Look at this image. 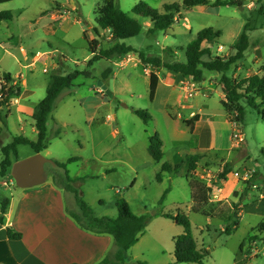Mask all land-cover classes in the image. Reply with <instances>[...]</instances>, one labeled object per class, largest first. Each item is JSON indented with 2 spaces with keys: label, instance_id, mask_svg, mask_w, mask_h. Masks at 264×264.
I'll return each mask as SVG.
<instances>
[{
  "label": "rangeland",
  "instance_id": "1",
  "mask_svg": "<svg viewBox=\"0 0 264 264\" xmlns=\"http://www.w3.org/2000/svg\"><path fill=\"white\" fill-rule=\"evenodd\" d=\"M173 1L181 3L183 0H116L124 12L143 25L140 35L121 43L149 57L160 58L163 63L184 62L187 46L197 34L205 28H214L222 36L212 44H204L203 48H213L212 57L229 58L234 54L233 48L244 25L249 23L250 47L245 58L225 75L241 80L254 74L255 68L260 71L264 67V0H242L243 7L195 8L183 13V19L168 30L155 34H148V23H151L148 18L132 12L140 2L162 12L163 6ZM100 4L101 0H14L0 5V12L10 11L13 14L12 21L0 23L1 79L4 73L21 77L25 81L24 86L21 81L15 85L23 93V103L37 104L46 96L51 75L55 72L62 75L76 71L86 73L78 76L73 88L69 89L76 98L64 100L63 94L57 100L47 126V145L58 162H66L72 157L81 158L69 164L67 172L70 176L84 179L79 185L95 215L116 218L120 199H125L136 214H185L192 223L198 246L210 253L204 264H235L237 249L248 236L243 254L252 255L248 261L250 264H264V232H251L264 218V201L261 199L264 195V120L243 101L247 108L241 127L246 135V145L230 156L221 152L224 158L232 161V166L236 165L234 172L241 180L247 177L245 182L237 184L247 205L243 217L235 215L243 209L241 203L235 204L232 200L228 202L222 198L217 207L203 205V199H216L222 190L218 175L222 172L223 158L206 156L199 161L196 171H190L192 151L189 148L195 145L185 142L189 138V130L179 117L186 119L193 110H201L199 114L205 118L224 121L220 87L222 74L204 70L205 80L198 87L192 85L194 82L191 79L190 83L183 85L179 82L169 85V80L176 76L161 68V85L156 100L151 101L150 75L137 53L89 65L91 52L88 40H99L104 47L112 44L110 33L102 31L96 23V11ZM95 29L99 30V34ZM220 45L225 47L222 53L217 51ZM21 48L32 54L28 61L24 60ZM47 52L55 55L50 63L47 58L52 54ZM209 60V56L203 58L205 62ZM27 64L30 68L24 69ZM45 68L47 73H43ZM107 69L110 72L105 75ZM103 80L107 82L105 85L112 97L105 92L92 91L93 86L101 89L99 83ZM183 86H188L187 92L200 93L186 98ZM134 109L146 110L152 117L151 122L145 124L134 114ZM19 115L26 118L14 106L8 114V121L5 120L6 124L0 120V165L4 159L2 148L15 137L33 138L30 127L24 134L21 132L23 122ZM156 132L164 142L161 163L153 160L148 152L149 140ZM34 154L30 146L22 145L18 147V155H12L11 159L14 164ZM164 162L180 163L181 168L178 173L167 174L163 182H158L156 177ZM11 170L8 178H0L1 201L18 190ZM46 170L47 174L56 171L51 164L46 165ZM250 182L256 187L249 186ZM167 189L169 193L160 204ZM194 189L198 191L196 205L192 200ZM238 195L235 193V196ZM236 208L239 210L236 211ZM229 219L239 223L232 235L222 231L229 225ZM174 227L171 233L163 232L177 236L183 233L182 226ZM250 237L253 238L251 242ZM160 239H155L145 259L140 262L173 263L174 244L164 234Z\"/></svg>",
  "mask_w": 264,
  "mask_h": 264
},
{
  "label": "trees",
  "instance_id": "2",
  "mask_svg": "<svg viewBox=\"0 0 264 264\" xmlns=\"http://www.w3.org/2000/svg\"><path fill=\"white\" fill-rule=\"evenodd\" d=\"M14 0H0V5L9 3ZM242 0H217L211 2V0H183L173 1L172 3H166L163 6V11L153 9L143 2L138 3L132 10V12L139 17L148 18L152 23V27L148 29V34H155L158 31H165L171 28L176 22L183 19V13L195 8H219L226 6L243 7ZM13 20V14L10 11L0 12V23L10 22ZM96 23L102 31H108L112 38V44L107 47L103 46V43L99 40H88L89 50L91 52V59L89 65L100 62L102 60L113 61L115 58H121L130 53H137L141 64L150 69V100L154 101L158 89L159 77L156 70L165 68L171 74L178 76L181 75L184 78L191 79L194 83H201L205 80L204 70L208 72H214L222 74L220 79V87L224 94V100L221 104L230 122L235 120L241 124L244 121L246 105L254 110L259 117L264 120V75H252L241 80H234L227 75L226 72L230 71L232 67L236 66L238 62L244 59L245 53L250 47V39L248 31L250 28L249 23H246L242 33L240 34L237 43L234 46L235 54L229 58L212 57L210 49L203 48L205 43H213L219 39L222 35L220 31L214 28H205L201 30L194 41H192L186 49L184 62L163 63L160 58H152L147 56L144 52H139L132 46H127L125 43H121L123 40H127L136 37L143 31L142 23L126 12H124L117 4L116 0H101L100 6L96 11ZM99 34V30L95 29ZM85 38L88 39L87 33ZM209 56L210 60L205 62L203 58ZM264 71V69H263ZM110 72V69L105 71V75ZM86 73L74 72L67 75H62L59 72H55L51 75V80L47 88L46 96L42 99L33 115L35 121V128L38 132L37 141H31L25 136H17L13 141L2 148L4 159L0 165V178L8 176L10 169L13 166L11 159L12 155H18V147L22 145L30 146L35 154L43 153L47 150V123L56 100L61 93L66 89H71L74 86V81L80 75ZM104 79H107L106 77ZM14 78L10 73L3 74V83L0 87V102L2 108H0V120L5 123L8 118L9 107L12 105L13 99L21 96V91L17 89L14 84ZM246 102V105L243 104ZM7 111V112H6ZM134 114L137 115L145 124H149L152 120L151 115L146 110L134 109ZM6 113V114H5ZM200 120V115L196 114L191 119H183L184 124L189 128L191 133V141L189 145L197 144V136L194 134V126ZM58 131L57 135H59ZM163 140L159 133H154L149 140L148 152L150 156L156 162L160 163L164 159L163 152ZM203 159L201 155L190 156V171L194 172L198 168L199 161ZM80 157H72L64 163H60L56 160L54 164L57 168L65 171L64 174L57 171L51 172L53 182L60 188L71 193L74 196L75 203L78 207V212L70 213L71 217L85 230L95 234H108L115 240L116 250L113 253H109L98 264H110L126 262L128 251L135 246L140 236L146 230L148 225L152 222L155 215H137L133 212L130 204L125 199H120L117 202L118 216L116 218L103 216L95 217L93 209L84 200L82 195L81 186L84 179L72 178L67 172L69 164L80 161ZM91 162H95L91 160ZM181 168L180 163L175 165L169 162L162 164L160 172L157 174V181L162 182V176L165 173H178ZM232 172V164L226 163L222 172L218 175V180H224ZM198 191H193V201L198 204ZM169 189H167L162 196L160 204H163ZM209 197L201 201L202 204H206ZM10 207V198H4L1 201V216L0 222L5 224V216ZM238 209H236L237 211ZM238 213H235L237 215ZM162 217L172 220L179 226L184 228V233L174 239V264H204L205 259L210 255L207 249L199 248L197 240L193 233L192 223L189 217L185 214H159ZM229 225L226 227L224 233L232 235L239 223L229 219ZM253 231L264 232V223H260ZM7 234L11 240H21L22 234L14 232L8 228ZM250 237L249 242L252 241ZM245 243H242L237 258L243 253ZM139 264H145L139 262Z\"/></svg>",
  "mask_w": 264,
  "mask_h": 264
},
{
  "label": "crops",
  "instance_id": "3",
  "mask_svg": "<svg viewBox=\"0 0 264 264\" xmlns=\"http://www.w3.org/2000/svg\"><path fill=\"white\" fill-rule=\"evenodd\" d=\"M54 17L56 18L57 15H54ZM148 26H150L151 28L152 23H148ZM250 30L251 29L249 28V31ZM233 51L235 54V50ZM21 52L23 54V58L25 61H28L32 57V54L30 55L27 54L24 48H21ZM47 54H52L51 56H49V58H47L49 60L48 63H50L52 57L53 56L55 57V55L52 52H47ZM240 62H238V64ZM23 68L29 69L30 64L24 65ZM144 69L150 75V69H146L145 67ZM263 69L264 67H262L260 71H257V69L255 68V73L252 75L258 74L263 76L264 75ZM161 71L162 69L156 70L157 75L159 77V84H158L155 100L157 98L158 90L161 85V77H160ZM12 77L15 80L14 84H18V82L21 81V84L24 86L25 81L21 80V77L13 76V75ZM169 81L171 82V84L169 85H174L175 82L176 83L179 82L181 83V85L191 82L189 78H184L181 75H178L174 79L172 78ZM2 83H3V78L1 79L0 77V87ZM102 83L105 85L107 82L103 80ZM192 85L198 87L199 83H193ZM187 88L188 86L186 87L183 86V90L186 91V98H188ZM70 91L71 90L67 89L61 93V95L64 94V100L76 98V96H73V94H71ZM198 93H200V91L195 92L194 96L197 95ZM222 96L223 99L222 98L221 99L224 100L223 92H222ZM23 99L24 96L22 93L20 97L13 100L12 105L9 107V111L11 112L14 106H16L17 110L26 116L27 119L26 118L24 119L22 117L20 118L19 115V119L21 120V122H23L22 123L23 126L21 127V132L24 134L27 130V127H30L31 133L33 134V138H29V137L27 138H29L31 141H37L38 132L35 128V121L33 119V115L36 112L39 103L37 104H32L29 102L23 103ZM0 108H2L1 104H0ZM200 111L201 110L198 111L193 110L191 112L190 117L186 118V119H191L196 114L200 115V120L194 126V134L197 136V144L196 146H193L189 149L190 151H192L191 152L192 155L198 154L203 156V158L212 155L214 157L218 156L219 158L220 157L223 158L221 159V167L223 170L224 165H226V163H232V161L230 159L224 158V153L221 152H227L228 155L230 156L232 155V153H234V151L238 150L234 147V142L231 134V128L233 129L232 123L227 118L226 113H225V120L220 121L217 118H205L204 116L199 114ZM179 118L185 119L184 116ZM172 121H176V120H172ZM191 137L192 136L189 130V138L185 140V142H189ZM245 139H246V135H245ZM245 145H246V141H245ZM48 149L49 146L47 150H45L42 154L51 159L54 158L57 161V158L53 157L52 154H50V152L48 151ZM60 163H64V162H60ZM176 163L177 162L170 164L175 165ZM53 167L56 169L57 172L59 173L62 172V169L57 168L55 164L53 165ZM235 167L236 165L232 166V172L224 180L221 181L220 184L222 186V190L220 194L216 195L215 197L216 199L209 198L208 202L205 205L207 206L213 205L214 207H217L218 203L221 202L222 198L225 200L227 199L228 202L232 200L233 202H235V204L241 203L240 206L243 209L236 215V217L242 218L245 209L247 208V205L244 204L242 200L243 196L242 194H240L238 190L239 187L237 184L239 182H245L247 178L245 176L244 180H241L238 174L234 172ZM167 174L171 176L176 173L163 174L162 182L165 178V175ZM71 177L78 178L77 176H71ZM6 178H8V176L2 179H6ZM249 186L256 187V185L251 182L249 183ZM235 193H238L239 195L235 196ZM70 195L72 196L71 199H69ZM82 195L85 200L86 198L84 196L85 193L83 190H82ZM9 198H10V207L5 216V224H2L0 222V264H98L109 253H113L116 250L115 240L111 235L95 234L90 231H87L83 229L71 217L69 212L70 213L78 212L76 210L78 207L75 203L74 196L71 193L65 191L64 189L58 187L53 182L51 174H48V179L45 183L26 189L18 188V190L15 191L14 194H11ZM261 199L262 201H264V195L261 196ZM192 200H193V192H192ZM117 213L119 214L118 210ZM196 213H201V212L196 211ZM137 215H143V214H137ZM0 216H1V200H0ZM94 216L103 217V216H97L95 215V213ZM262 221H264V218L262 219ZM262 221H260L259 224ZM259 224H257L251 229L252 233L253 230L256 227H258ZM175 225L178 224H176L172 220L162 217L159 214L155 216L152 222L148 225L146 230L140 236L138 243L128 251L126 262L124 264H139V262L142 261V259H145L146 253L148 252V249L152 246V243L156 241L155 239L157 238L160 239L163 234L164 237L170 239L171 243L174 244V250H175L174 239L180 235L177 236V234L174 235L165 234V232L171 233V229L175 228L174 227ZM8 228L12 229L14 232L21 233L22 234L21 240L9 239L7 234ZM164 230L166 231L163 232ZM222 231L224 232L225 229L222 228ZM156 235H159L160 238L157 237ZM247 238L244 240L243 243L246 242ZM240 246L238 247L236 252L235 264H250L248 261L252 255H250L249 253L247 255L242 253L237 258V253ZM243 252L245 253V250ZM253 252L254 253L256 252V248L253 249ZM172 262H173L172 264H174V256ZM110 264H120V263H110Z\"/></svg>",
  "mask_w": 264,
  "mask_h": 264
},
{
  "label": "water",
  "instance_id": "4",
  "mask_svg": "<svg viewBox=\"0 0 264 264\" xmlns=\"http://www.w3.org/2000/svg\"><path fill=\"white\" fill-rule=\"evenodd\" d=\"M99 85L106 95L112 97L106 85L102 82ZM47 164L54 165V161L45 157L42 153L15 162L11 168V176L16 186L20 189H26L45 183L48 179Z\"/></svg>",
  "mask_w": 264,
  "mask_h": 264
},
{
  "label": "built area",
  "instance_id": "5",
  "mask_svg": "<svg viewBox=\"0 0 264 264\" xmlns=\"http://www.w3.org/2000/svg\"><path fill=\"white\" fill-rule=\"evenodd\" d=\"M209 49H210V51L212 53L213 48H209ZM224 50H225V47L222 46V45H220L217 48V51L219 53L224 52ZM47 72H48V69L45 68L44 69V73H47ZM187 90H189V89H187ZM92 91H94L96 93H103V91L101 89H99V87H97V86H93L92 87ZM194 93L195 92H193V91H189V92H187V96L188 97H192L194 95ZM0 97H1V95H0ZM0 104H1V102H0ZM231 123H232V126H233L232 138H233V142H234V147L236 149H241L245 145V141H246L245 135H244V133L242 131V127H241L242 124L237 122L236 120L234 122H231Z\"/></svg>",
  "mask_w": 264,
  "mask_h": 264
}]
</instances>
